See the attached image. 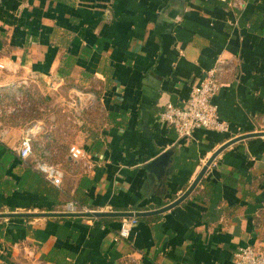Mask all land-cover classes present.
<instances>
[{"label":"crops","instance_id":"crops-1","mask_svg":"<svg viewBox=\"0 0 264 264\" xmlns=\"http://www.w3.org/2000/svg\"><path fill=\"white\" fill-rule=\"evenodd\" d=\"M219 58L213 101L229 131L180 137L160 115L185 106ZM0 61V264H234L236 249L264 248V135L224 149L162 213L64 211L70 200L158 210L223 144L264 132V0H0ZM34 124L35 156L23 160ZM74 144L84 159L71 158ZM36 158L63 168L61 187Z\"/></svg>","mask_w":264,"mask_h":264},{"label":"built area","instance_id":"built-area-1","mask_svg":"<svg viewBox=\"0 0 264 264\" xmlns=\"http://www.w3.org/2000/svg\"><path fill=\"white\" fill-rule=\"evenodd\" d=\"M228 60L219 58L216 64L209 69L205 76L194 84L190 97L185 106H178L168 103L160 115L162 122L175 128L180 137L192 136L198 128L227 132L229 123L222 119L217 104L213 101L214 96L222 86V74L224 73ZM6 68L0 61V69ZM2 91L0 88V96ZM42 126L34 124L29 126L24 133L18 154L23 160L35 156L34 138ZM70 156L73 160L84 159L87 154L82 146L74 144L70 147ZM43 176L54 186L61 187L64 180V170L58 164L45 158H36L33 164ZM65 212L68 213H89L95 212L77 200H70L66 203ZM136 218L125 219L116 239L123 240L129 237ZM234 264H264V248L252 244L245 245L234 251Z\"/></svg>","mask_w":264,"mask_h":264},{"label":"water","instance_id":"water-1","mask_svg":"<svg viewBox=\"0 0 264 264\" xmlns=\"http://www.w3.org/2000/svg\"><path fill=\"white\" fill-rule=\"evenodd\" d=\"M260 135H264V132H253V133H249V134H244L242 136H238L236 138H233L230 141H228L225 144H223L209 158V160L204 165L203 169L198 174L197 178L194 180V182L191 184V186L187 189V191L180 198H178L177 200H175L174 202H172L168 206H165L163 208H160V209L155 210V211H150V212H89V213H82L81 215H86V216H124V217H127V216L128 217L138 216L139 217V216H144V215H148V214L162 213L164 211H167L168 209H171L172 207L177 206L179 203H181L184 199H186L189 196V194L195 189L197 184L200 182V180L202 179V177L205 174V172L207 171V169L212 165V163L215 161L216 157L224 149H226L227 147H229L230 145H232L233 143H235V142H237L239 140L246 139L248 137H253V136H260ZM168 155L169 154H163L158 159L159 161L158 160H156V161L160 162L161 160L165 159ZM2 215H6V214H0V216H2Z\"/></svg>","mask_w":264,"mask_h":264},{"label":"rangeland","instance_id":"rangeland-1","mask_svg":"<svg viewBox=\"0 0 264 264\" xmlns=\"http://www.w3.org/2000/svg\"><path fill=\"white\" fill-rule=\"evenodd\" d=\"M25 97H22V98H20L19 100H15L16 102L15 103H17V104H23V103H25L24 101H25V99H24ZM7 103V107H9L11 104H13L14 102L11 100V98L9 97V99H8V101L6 102Z\"/></svg>","mask_w":264,"mask_h":264}]
</instances>
